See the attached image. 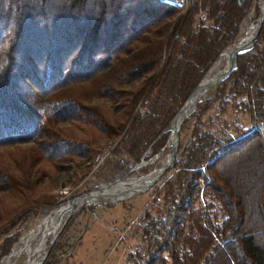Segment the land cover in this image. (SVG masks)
I'll list each match as a JSON object with an SVG mask.
<instances>
[{
  "label": "trees",
  "instance_id": "obj_1",
  "mask_svg": "<svg viewBox=\"0 0 264 264\" xmlns=\"http://www.w3.org/2000/svg\"><path fill=\"white\" fill-rule=\"evenodd\" d=\"M253 2L0 0V233L53 205L42 184L88 175L104 145L119 141L130 168L149 149L166 154L173 120ZM195 105L128 261L264 264V23Z\"/></svg>",
  "mask_w": 264,
  "mask_h": 264
},
{
  "label": "rangeland",
  "instance_id": "obj_2",
  "mask_svg": "<svg viewBox=\"0 0 264 264\" xmlns=\"http://www.w3.org/2000/svg\"><path fill=\"white\" fill-rule=\"evenodd\" d=\"M260 12V0H254L252 8L242 24L243 29L247 28L248 21L252 17L247 35H251ZM182 14H184L183 10ZM242 27L237 40L233 44L240 40V35L243 33ZM216 87L201 102L210 99L214 95ZM68 128L77 131L71 125H68ZM191 132L192 127H189L182 135L180 134V140L186 143ZM118 142L107 145V147L103 146L88 175H82L81 170L78 172L73 170L74 172L68 174L64 180L61 179L54 189L47 190L45 189L46 183L42 184L41 188L43 189L38 191L39 194L55 198L56 202L36 212L31 209L28 210L29 215L27 218L22 219L19 216L18 219H20L14 222L13 226L0 233V264L13 253L24 234L31 230L45 210L65 205L73 199L96 191L103 186L113 185L118 181L121 182L133 177L137 179L146 177L156 171L158 164L163 162L171 151V147H167L166 154L163 153L161 157L159 156L155 160L154 158L159 154L155 155L153 150L149 149L143 155L146 164L142 168L132 171L135 166L141 163L143 157L138 164L130 168L129 159L118 149ZM167 172L149 190L132 197L123 198L124 200L121 199L119 202L110 203L115 200L108 201L105 200L106 196H95L89 202H82L80 207L74 206L73 210L76 207L78 208L68 220L63 232L56 241L58 247L51 250L44 264H130L128 255L137 244L136 228L139 217L151 204L154 198L153 189L160 184ZM9 208H12L10 211H13L15 203H10ZM68 214L62 220L61 227L65 223ZM53 236L54 234L46 236L47 238L39 237L32 246V250L21 255L17 264H37L48 250Z\"/></svg>",
  "mask_w": 264,
  "mask_h": 264
},
{
  "label": "bare ground",
  "instance_id": "obj_3",
  "mask_svg": "<svg viewBox=\"0 0 264 264\" xmlns=\"http://www.w3.org/2000/svg\"><path fill=\"white\" fill-rule=\"evenodd\" d=\"M178 1L184 5L185 10L188 9L189 0H177V2ZM260 3L262 6H264V0H260ZM251 18L248 21L247 28L243 29V27H242L243 33H242V35H240L241 36L240 40L237 42V45H239V46L248 44L250 42V40L252 39V37L254 36L255 30H256V25H255L253 31L251 32V35H249V34L247 35V30L250 27ZM227 64H228V57L227 56H223L222 58H220L217 61V63L215 64L214 68L212 69L209 78H216V77L220 76L224 72V70L226 69ZM212 89L213 88H210L209 90H206V91L204 89H200L193 96L191 103L189 104L187 114L189 113L191 108L197 102H199L201 99L206 97L211 92ZM179 121H182V118ZM170 158L171 157L169 154L163 162L158 164L156 171L153 172L152 174L146 176V177H143L141 179H137V178L133 177V178H130L128 180L118 182L114 186L107 188L104 191V195H103V196H106L105 200L111 201V200H116L117 198L123 199V198L130 197V195L135 190H139V189L143 188L145 185H147L149 182H151L162 171V169L166 166V164L170 161ZM81 203H82V200H78V201H76V203H73L71 201L70 203H67L65 205H61V206H57L53 209L45 210L40 215V217L38 218L37 223L31 228V230L29 232H26L24 234L22 240L16 246L13 253L8 258H6L2 264H17L21 255H23L24 253H26L29 250H32L31 249L32 246L38 240L39 237H46V236L51 235V234L52 235L54 234V236H55V234L61 228L62 220L64 219L66 214L69 213L68 214V216H69L73 210V207L78 206Z\"/></svg>",
  "mask_w": 264,
  "mask_h": 264
},
{
  "label": "water",
  "instance_id": "obj_4",
  "mask_svg": "<svg viewBox=\"0 0 264 264\" xmlns=\"http://www.w3.org/2000/svg\"><path fill=\"white\" fill-rule=\"evenodd\" d=\"M240 4H242V2H244L245 0H239ZM264 23V6L261 5V12H260V16L257 20L256 23V30L254 33V36L252 37V39L250 40V42L246 45H242L239 46L236 44L231 45L228 49H226L217 59V61L222 58L223 56H227L228 57V64L226 69L224 70V72L216 77V78H209L210 73L212 71V69L214 68L215 64L217 63V61L214 63V65L210 68L209 72L206 74V76L203 78V80L200 82V84L197 86V88L195 89V91L193 92V94L191 95V97L189 98V100L187 101V103L185 104V106L180 110V112L178 113V115L176 116V118L173 120V123L170 127V129L168 131L171 132V135L169 137L168 140V144L167 147H171V151H170V161L166 164V166L162 169V171L151 181L149 182L147 185H145L143 188L139 189V190H135L130 196H134L136 194H139L141 192H145L147 190H149L150 188H152L164 175L165 173L170 170L175 161H176V157H177V153L179 150V144H180V132H181V128L185 122V120L189 117V115L196 109L197 105H195V107L191 110V112L189 114H187V110L189 107V104L191 103V100L193 98V96L200 90V89H204L209 90L210 88H215L221 81L225 80L229 74L236 68L237 66V60H238V56L241 54H244L248 51H250L251 49H253L254 44L259 36V33L262 30V26ZM202 100V99H201ZM201 100L199 102H201ZM182 118V121H179ZM160 155H157L154 159H158ZM146 163L144 162V157L142 158V161L140 164H138L137 166L134 167V169L132 171H136L140 168H142ZM121 181V180H120ZM119 182V181H118ZM117 182V183H118ZM115 183V184H117ZM113 184V185H115ZM103 186L100 189L93 191V192H89L79 198L73 199L72 202L76 203V201L78 200H82L83 203L85 202H89V200L91 198L96 197H103L104 195V191L107 188H110L111 186ZM121 199L117 198L115 201H112L110 203H116L119 202ZM124 200V199H123ZM81 205H78V207H80ZM76 207L74 210H72L71 214L67 217L65 223H63L62 227L59 229V231L55 234V236L52 238L51 242H50V246L48 248V250L46 251V253L44 254V256L41 258V260L39 261V263L37 264H44V262L46 261L49 253L51 252L54 244L56 243V241L58 240L59 236L61 235V233L64 230V227L66 225V223L68 222V220L71 218V216L74 214V212L76 211V209L78 208Z\"/></svg>",
  "mask_w": 264,
  "mask_h": 264
},
{
  "label": "built area",
  "instance_id": "obj_5",
  "mask_svg": "<svg viewBox=\"0 0 264 264\" xmlns=\"http://www.w3.org/2000/svg\"><path fill=\"white\" fill-rule=\"evenodd\" d=\"M190 5H191V0H189V7H190ZM199 18H200V21L202 23H204V24L208 23V16L205 12H201Z\"/></svg>",
  "mask_w": 264,
  "mask_h": 264
}]
</instances>
